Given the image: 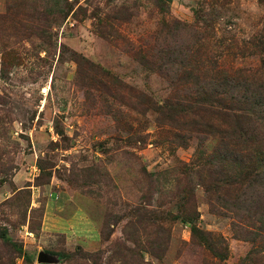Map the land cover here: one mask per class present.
<instances>
[{
  "label": "rangeland",
  "instance_id": "1",
  "mask_svg": "<svg viewBox=\"0 0 264 264\" xmlns=\"http://www.w3.org/2000/svg\"><path fill=\"white\" fill-rule=\"evenodd\" d=\"M198 16L212 24L194 49L201 69L264 89V0H171L164 15L158 0H0V264H264L257 224L215 202L241 197L263 144L212 163L217 136L154 110L194 103L201 80L168 82L123 50ZM189 192L198 217L175 220ZM137 219L141 249L167 237L160 259L125 258Z\"/></svg>",
  "mask_w": 264,
  "mask_h": 264
},
{
  "label": "trees",
  "instance_id": "2",
  "mask_svg": "<svg viewBox=\"0 0 264 264\" xmlns=\"http://www.w3.org/2000/svg\"><path fill=\"white\" fill-rule=\"evenodd\" d=\"M170 2L171 0H158L162 15L168 12ZM113 20L126 21L118 14ZM163 27L159 35L143 38V50L136 51L134 44L129 43H126L127 48L124 44L123 50L130 53L146 69L168 82L174 83L188 78L201 80L202 88L196 94L194 103L165 102L162 105L155 103L154 110L158 114V122H161L159 119L164 116L172 124L185 130L187 136H197L202 141L210 136H217L219 143L209 155L212 163L213 159L217 158L226 163L239 162L241 155L237 146L240 143L259 144L258 146L260 143L263 144L257 155L256 173L248 180L241 197L227 199L219 194L215 202L221 206V210L234 214L237 222L243 219L253 221V224L258 226L254 235L264 236V89L261 85L241 80L236 75H210L201 69L202 66L195 60L194 49L204 39L205 32L212 29V24L205 19L198 16L195 24L178 20L170 23L163 21ZM101 36L106 38L105 35ZM107 36L111 39L108 41L117 43L111 35ZM242 106H246L250 111L247 113L249 116L243 118L237 113ZM214 116L221 120L223 128L216 127L211 122L210 118ZM182 140L185 143L184 138ZM164 173L168 172L158 175ZM193 201L194 197L189 192L185 203L191 209L186 217L175 216V220L184 219L186 222H192L198 217L191 203ZM108 223L104 222L102 234ZM143 223L141 219L129 220L123 228L125 239L133 244V248L128 250L129 255L125 257L131 262L137 260L138 252H146L160 259L166 251L167 237L159 235L151 241V245L154 246L150 250L141 249V234L146 235L143 233ZM192 230L199 232L195 227Z\"/></svg>",
  "mask_w": 264,
  "mask_h": 264
},
{
  "label": "water",
  "instance_id": "3",
  "mask_svg": "<svg viewBox=\"0 0 264 264\" xmlns=\"http://www.w3.org/2000/svg\"><path fill=\"white\" fill-rule=\"evenodd\" d=\"M38 260H39V261H41V260H42V255H39V258H38Z\"/></svg>",
  "mask_w": 264,
  "mask_h": 264
}]
</instances>
